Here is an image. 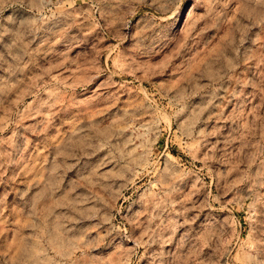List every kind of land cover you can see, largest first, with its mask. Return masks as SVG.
<instances>
[{
    "label": "rangeland",
    "instance_id": "1",
    "mask_svg": "<svg viewBox=\"0 0 264 264\" xmlns=\"http://www.w3.org/2000/svg\"><path fill=\"white\" fill-rule=\"evenodd\" d=\"M0 264H264V0H0Z\"/></svg>",
    "mask_w": 264,
    "mask_h": 264
}]
</instances>
